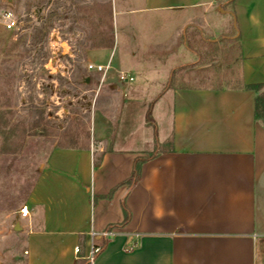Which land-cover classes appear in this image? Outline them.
<instances>
[{"label": "crops", "instance_id": "crops-1", "mask_svg": "<svg viewBox=\"0 0 264 264\" xmlns=\"http://www.w3.org/2000/svg\"><path fill=\"white\" fill-rule=\"evenodd\" d=\"M228 1L219 7L212 0H141L138 8L115 13H147L155 26L168 19L174 33L215 11L230 15L235 24L226 32L237 44L239 79L264 85V0H234L223 8ZM167 47L151 58L158 65L174 58L169 74H185L195 64L197 54L184 44ZM173 82L163 81L155 98L168 100L166 148L54 144L47 151L23 205L30 217L18 215V264H90L94 246L102 252L92 264H264L260 90ZM153 152L129 188L135 161ZM123 201L131 212L124 226Z\"/></svg>", "mask_w": 264, "mask_h": 264}, {"label": "rangeland", "instance_id": "rangeland-1", "mask_svg": "<svg viewBox=\"0 0 264 264\" xmlns=\"http://www.w3.org/2000/svg\"><path fill=\"white\" fill-rule=\"evenodd\" d=\"M139 6L141 0H0V264H18V213L54 144L158 151L170 128L167 98L155 101L163 81L238 85L230 15L215 11L174 33L168 19L155 26L147 13H115ZM6 14L16 22L12 30ZM183 44L197 54L185 74H169L174 58L159 65L151 58ZM107 63V73L88 70ZM130 69L134 82L120 83L118 72Z\"/></svg>", "mask_w": 264, "mask_h": 264}, {"label": "trees", "instance_id": "trees-1", "mask_svg": "<svg viewBox=\"0 0 264 264\" xmlns=\"http://www.w3.org/2000/svg\"><path fill=\"white\" fill-rule=\"evenodd\" d=\"M234 0H230L228 1L224 6L223 8L228 5H232ZM238 85H241L242 87H245V88H249V89H257V90H260L261 88L264 87V85H259V86H244L241 82V79H239L238 81ZM149 117V116H148ZM255 117L257 118V120H259L260 118H263L264 120V94H259L256 98V105H255ZM149 119V118H148ZM156 154L153 152V153H150L147 157H144V158H141V159H137L135 161V165H134V168H133V172H132V175L131 177L126 181L125 184L128 185L129 188L133 187L139 180H140V177H141V169H140V166L141 164L155 158ZM122 209H123V213H124V221L122 223V225H127L130 220H131V212L130 210L128 209V207L126 206L125 204V201H123L122 203Z\"/></svg>", "mask_w": 264, "mask_h": 264}, {"label": "built area", "instance_id": "built-area-1", "mask_svg": "<svg viewBox=\"0 0 264 264\" xmlns=\"http://www.w3.org/2000/svg\"><path fill=\"white\" fill-rule=\"evenodd\" d=\"M226 1H228V0H212L213 3H224ZM4 19H5V23L4 24H5L6 29L12 30V29L15 28L16 22L14 20H12V17H11L10 14H6L4 16ZM88 70L94 71V72H97V73H107L108 70H111V66L110 65H97L96 66V65L90 64L88 66ZM118 81L120 83H122V84H124V83H132V82H134V77L128 72L120 71V72H118ZM19 214H20V216L22 218H29L30 217V212L27 209V207L21 208ZM110 232L109 233L106 232L105 235L106 236L111 235ZM101 252H102V247H100V246L92 247V249L90 250L89 255L87 257L89 263L92 264L94 262V260L96 259V257ZM76 253H79V248H76Z\"/></svg>", "mask_w": 264, "mask_h": 264}, {"label": "water", "instance_id": "water-1", "mask_svg": "<svg viewBox=\"0 0 264 264\" xmlns=\"http://www.w3.org/2000/svg\"><path fill=\"white\" fill-rule=\"evenodd\" d=\"M221 11H223L222 9H220ZM21 230V227L18 225L15 226V231L19 232Z\"/></svg>", "mask_w": 264, "mask_h": 264}]
</instances>
